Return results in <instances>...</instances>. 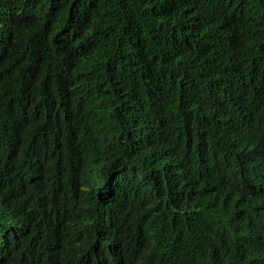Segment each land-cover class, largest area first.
Returning <instances> with one entry per match:
<instances>
[{"label": "trees", "instance_id": "trees-1", "mask_svg": "<svg viewBox=\"0 0 264 264\" xmlns=\"http://www.w3.org/2000/svg\"><path fill=\"white\" fill-rule=\"evenodd\" d=\"M0 264H264V0H0Z\"/></svg>", "mask_w": 264, "mask_h": 264}]
</instances>
